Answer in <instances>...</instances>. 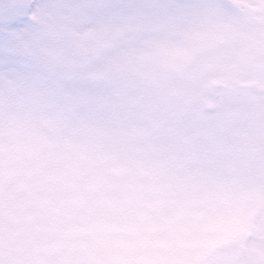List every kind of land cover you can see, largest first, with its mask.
<instances>
[{
    "label": "snow or ice",
    "instance_id": "1",
    "mask_svg": "<svg viewBox=\"0 0 264 264\" xmlns=\"http://www.w3.org/2000/svg\"><path fill=\"white\" fill-rule=\"evenodd\" d=\"M0 264H264V0H0Z\"/></svg>",
    "mask_w": 264,
    "mask_h": 264
}]
</instances>
